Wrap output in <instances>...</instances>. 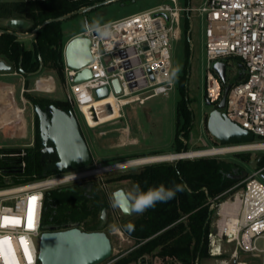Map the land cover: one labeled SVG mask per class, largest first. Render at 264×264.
<instances>
[{
    "label": "built area",
    "instance_id": "obj_1",
    "mask_svg": "<svg viewBox=\"0 0 264 264\" xmlns=\"http://www.w3.org/2000/svg\"><path fill=\"white\" fill-rule=\"evenodd\" d=\"M165 1L146 11L103 24L109 26L111 35L108 37L101 38L96 31L86 29L79 33L77 37L89 40L92 58L91 63L83 69L72 70L66 66L63 57L65 43L62 50L65 101L79 112L89 129H95L121 119L120 112L124 106L140 104L156 96H168L175 88V81L168 83L170 43L179 37L182 14L187 13L188 16L195 11L205 17V100L216 105L223 92L219 78L212 70L213 63L223 61L227 65L228 59L237 60L241 65L240 78L236 82L226 81L230 87L222 112L229 121L254 137L251 142L212 147L210 149L221 152L203 156L264 152V0H205L197 10L180 8L178 0ZM84 69L90 72V78L75 83V77ZM114 80L119 84V94L115 93L112 85ZM102 88L107 90L106 98L113 100L109 106L112 114L116 111L117 116L99 123L97 114L89 111L90 117L95 119V125L90 126L81 106L86 96L89 99L87 103L97 100L92 93ZM55 90V81L48 76L37 78L31 91L51 94ZM27 92L22 85L21 100L24 104L27 101L23 95ZM24 155L22 148L9 156L21 159ZM20 167L24 168L22 161ZM79 171L49 175L23 184L10 182L0 188V240L9 238L14 253V256L9 254L7 260L0 255V264H29L20 243L21 238L29 250L31 264H39L38 244L42 233L44 193L52 187L88 178L76 177ZM240 183L239 190L230 195L231 190H228L209 201L210 210L216 211V220L213 231L207 234L208 252L211 258L218 261L216 264H233L234 261L236 264H246L239 260L240 254L255 257L261 254L264 264V245L258 247V241L264 244V165L257 164ZM226 194L228 196L222 199ZM31 197L36 199L31 201L33 227L29 229L26 225ZM6 217L18 218L20 223L5 220ZM223 245L231 246L226 258L222 257L225 253ZM4 250L8 252L7 245Z\"/></svg>",
    "mask_w": 264,
    "mask_h": 264
},
{
    "label": "trees",
    "instance_id": "obj_2",
    "mask_svg": "<svg viewBox=\"0 0 264 264\" xmlns=\"http://www.w3.org/2000/svg\"><path fill=\"white\" fill-rule=\"evenodd\" d=\"M101 1L103 0H0V30L6 29L4 24L7 20L20 19L30 23L29 29L25 31L30 32L44 21L70 14ZM188 29L189 24L185 18L184 30ZM31 40V47L26 48L23 40L11 34L0 35V57L12 66L14 72L23 77L24 89L28 90V78L34 77L39 67H41L39 74L53 73L63 80L62 50L65 43L59 22L45 25ZM185 46L187 53V40ZM176 81L179 100L176 105L172 154L190 151L184 142H188L193 127L192 112L185 99L186 73ZM236 81L237 78L233 80ZM23 96L32 105L39 104L41 107L54 105L63 111L73 109L66 101L32 97L28 92ZM32 145L24 148L25 155L21 159L9 156L18 150L0 149V188L10 182L23 184L42 179L38 119L35 115ZM156 155L161 154L125 157L119 158L118 161ZM238 158L241 162L249 161L248 155H238ZM20 161L24 163L23 169L20 167ZM260 161L258 166L264 163ZM234 169L238 171L240 167L224 159L203 157L153 164L122 176L120 181L130 180L134 186L139 185L145 191L160 184L169 188L176 184L186 187L183 192H178L175 198L157 203L154 208H149L143 214L129 218L128 223L134 225V230L128 232L124 226L123 232L134 241V247L114 264L143 262L146 256L179 264H195L197 260L208 257L207 234L213 216V210L209 209V201L224 194L241 181L230 178L234 175ZM85 185L86 183H73L46 191L43 197L41 226L61 227L73 223L82 231H97L99 214L101 215L103 209H106V215L108 214V200L104 192L95 191V188L86 195ZM233 192L234 190H231L228 195ZM228 195L222 196V199Z\"/></svg>",
    "mask_w": 264,
    "mask_h": 264
},
{
    "label": "rangeland",
    "instance_id": "obj_3",
    "mask_svg": "<svg viewBox=\"0 0 264 264\" xmlns=\"http://www.w3.org/2000/svg\"><path fill=\"white\" fill-rule=\"evenodd\" d=\"M165 0H119L112 2L85 14L73 16L67 20L59 23V27L62 33L63 42L67 41L70 37L82 33L85 28L83 27L84 21H88L91 24L92 21H99L100 25L118 21L132 14L140 13L151 9L159 4L165 3ZM205 0H178V6L180 8H190L197 10L203 6ZM185 18L189 24V29L184 30ZM180 34L177 39L171 40L170 48V74L173 70L179 67L180 71L178 76L173 79L176 81L178 78L183 77L186 73V100L188 101V107L192 112V130L188 139V142H184L188 145L190 151L198 150H211L212 147H218L219 144L213 142L214 138L210 136L206 128V122L208 114L211 111V107H208L205 103V75H206V58H205V17L200 16L197 12L191 11L187 16V13H183L179 24ZM189 33V34H188ZM189 38V39H188ZM188 42L187 53L185 42ZM31 39L23 41L25 47L31 46ZM1 60H4L0 57ZM5 61V60H4ZM226 69V81L229 83L234 79V75L238 73L239 68L237 66V60L228 59ZM6 62V61H5ZM8 74V73H7ZM6 73H0V149H13L19 150L22 148L32 147L34 139V113L33 105L29 102L24 104L20 100L19 89L24 83V79L21 75L12 70V76H6ZM51 76L55 81L56 90L51 94L40 93L31 91L34 89V81L37 78H45ZM6 82H9L14 86L13 99L16 103V108L13 105L12 95L6 91ZM177 81L175 87L168 96H156L145 102L135 105H127L122 107V118L97 127L95 129H89L79 112L76 109H72L75 113L76 119L80 126L82 136L84 137L90 154L93 158V164L78 173L84 171L93 170L98 167L108 166L121 161L119 158L134 157L148 155L152 153L172 154V143L175 133L176 124V105L179 100V94L177 91ZM28 95L32 97H41L51 100L65 101L66 88L64 80H60L57 75L51 73H41L37 76L28 78ZM93 98L96 99L95 92L92 93ZM12 101L13 108H10L8 102ZM25 100V99H24ZM23 118L18 120L23 109ZM16 113V114H15ZM7 121V126H3V122ZM24 122V127L20 130L19 125ZM26 123V124H25ZM129 128L130 137L137 140L136 145H89V141L93 138L96 140L101 138L102 141H106L107 137L116 138L118 133H115L116 129ZM20 130V131H19ZM101 131H110L107 137H99L98 134ZM131 139V138H130ZM30 144V145H29ZM238 155H248V162H241ZM203 157H216L224 159L227 162L234 163L240 167V170L234 169L233 172H237L240 175L242 170H246L247 173H252L253 169L249 163L254 161L258 157L262 158L260 162H264V152H252V153H238L227 154L221 156H202L186 158L189 160L203 158ZM115 161V162H114ZM175 160L163 161L133 167H127L117 169L101 174H96L78 180L75 183L94 182L95 187L103 191L107 197L109 203L108 221L104 232L108 235L112 245V255L107 264H114L121 256L128 254L134 247V241L130 239L124 232V226L130 221L129 218L136 217L138 213H132L129 217H124L117 208L111 206L112 193L118 189H124L125 192L131 191L135 186L130 180H119L122 176L127 175L133 171H137L142 167L158 164V163H172ZM111 163V164H108ZM259 163V162H258ZM264 165V163H262ZM259 165V166H262ZM241 182V181H240ZM234 185L230 190L237 191L240 188V184ZM73 184V183H72ZM70 185V184H68ZM52 187L46 191H50L56 188L65 187ZM217 202V201H216ZM210 209V208H209ZM216 211L213 209V216L209 222V232L214 229V223L216 220ZM116 225L121 229L119 233L112 231V226ZM38 244V241H36ZM262 241H258V247H262ZM222 257H227L231 251V246L223 245ZM207 241V252H208ZM239 260L246 264H262L261 254H257V257L250 254H240ZM218 261L214 258L208 257L197 260L195 264H216ZM131 264H179L175 261H162L161 259L153 256L144 257L143 262H136Z\"/></svg>",
    "mask_w": 264,
    "mask_h": 264
},
{
    "label": "water",
    "instance_id": "obj_4",
    "mask_svg": "<svg viewBox=\"0 0 264 264\" xmlns=\"http://www.w3.org/2000/svg\"><path fill=\"white\" fill-rule=\"evenodd\" d=\"M119 0H103L91 6L83 7L70 14L44 21L30 32H25L30 27V23L20 19H9L5 22L6 29L0 30V35L11 34L19 40L31 39L38 30L52 22H62L73 16L85 14L112 2ZM189 34V33H188ZM96 35V32H94ZM189 39V38H188ZM90 42L84 37H74L64 46L63 57L66 66L72 70H80L88 66L91 61ZM241 67V65H239ZM227 65L223 61H216L212 65V70L219 78L223 87L220 101L213 105L205 100L211 111L208 114L206 128L208 133L220 145H230L244 142H251L253 134L240 128L229 121L222 110L225 105L226 94L230 84L226 83ZM41 67H39L38 75ZM12 66L0 59V73H11ZM19 72L22 74L21 69ZM90 78V72L84 69L74 79L75 83H81ZM115 93L119 94V84L116 80L112 82ZM186 87V83H185ZM96 99L102 100L107 97L105 88L95 92ZM185 99L186 96H185ZM92 112V110H90ZM33 113L38 119L40 160L43 166L42 178L49 175L64 174L79 170H84L93 164L87 143L82 136L80 126L73 110L63 111L54 105L42 108L39 104L33 105ZM112 110L109 105L101 107V115L110 116ZM93 120H95L93 118ZM186 153V152H185ZM184 152L178 155L185 154ZM186 159L178 157L175 161ZM260 157L249 163L255 169ZM247 171L242 170L238 176H230L235 180H242L247 176ZM125 191L124 189H118ZM117 191V190H116ZM115 191V192H116ZM114 193V192H113ZM112 193V195H113ZM124 217L131 216L132 212H125L118 208ZM106 209L100 215L98 231L85 232L77 227V224H66L59 230L55 226H43L38 244L39 264H103L111 258L112 245L108 235L102 230L106 223ZM236 264V261L233 262Z\"/></svg>",
    "mask_w": 264,
    "mask_h": 264
},
{
    "label": "clouds",
    "instance_id": "obj_5",
    "mask_svg": "<svg viewBox=\"0 0 264 264\" xmlns=\"http://www.w3.org/2000/svg\"><path fill=\"white\" fill-rule=\"evenodd\" d=\"M83 27L91 32L96 31L99 33L101 38H105L111 35L108 25L101 26L99 21H92L89 24L88 21H84ZM180 69L175 68L168 78V83H172V80L178 76ZM185 185L176 184L174 187H166L160 184L156 187H149L146 191L142 190L139 185H136L131 191L125 192L117 190L113 193L111 198V206L113 208H121L125 212H132L143 214L149 208H154L157 203L167 202L175 198L178 192H183L185 190ZM128 232L134 230V225L128 223L125 225ZM112 231L119 233L121 229L116 225L112 226Z\"/></svg>",
    "mask_w": 264,
    "mask_h": 264
},
{
    "label": "bare ground",
    "instance_id": "obj_6",
    "mask_svg": "<svg viewBox=\"0 0 264 264\" xmlns=\"http://www.w3.org/2000/svg\"><path fill=\"white\" fill-rule=\"evenodd\" d=\"M88 101L89 99L86 96L84 99V104L81 106V111L86 115V119L90 126L95 125L94 120L90 117V113H89L90 110H93L97 114L99 123L113 119L114 117L117 116L116 111L114 114H111L110 116L101 115V107H103L104 105H110V103L113 102L111 98H105L102 100H94V101L87 103ZM8 104L11 107L10 100ZM222 151L225 152V150H222ZM217 152H221V151L217 149H211V150L208 149V150L189 151L183 155H178V156H176L175 154H164V155H156V156L129 159V160H124V161L111 164L108 166L98 167L93 170L84 171L80 173L79 175H77L76 177H81V176L89 177L91 175L101 174L104 172H109V171L127 168V167H133V166H139V165H145V164H151V163H157V162H163V161H171V160L177 159L178 157L192 158V157H198V156H203V155H208V154H214Z\"/></svg>",
    "mask_w": 264,
    "mask_h": 264
},
{
    "label": "crops",
    "instance_id": "obj_7",
    "mask_svg": "<svg viewBox=\"0 0 264 264\" xmlns=\"http://www.w3.org/2000/svg\"><path fill=\"white\" fill-rule=\"evenodd\" d=\"M78 36V34L77 35H74V36H72V37H70L67 41H64V43H67L70 39H72V38H74V37H77ZM31 46H29V47H27V48H30ZM7 74V73H6ZM13 74H11V73H8L6 76H12ZM23 85V84H22ZM22 85H21V87H20V89H19V96H20V100H21V89H22ZM6 91L8 92V94H11L12 95V100H13V105L16 107V108H18L17 107V105H16V103L14 102V99H13V94H14V86L12 85V84H10L9 82H6ZM10 100V99H9ZM22 101V100H21ZM10 102H11V107L10 108H13L14 110H15V107H13V105H12V101L10 100ZM24 109V108H23ZM20 110H22V109H20ZM22 112V111H21ZM16 114V113H15ZM23 112H22V115H21V117L18 119V120H21L23 117ZM118 119H116V120H113V121H111V122H108V123H104V124H102V125H99L98 127H100V126H103V125H107V124H109V123H112V122H114V121H117ZM22 122V124H20L19 125V128H20V130L25 126L24 125V122L25 121H21ZM8 122L7 121H5V122H3V126H7V125H10V124H7ZM26 124V123H25ZM19 130V131H20ZM110 131H101V132H99V134H98V136L99 137H107L110 133H109ZM115 133H118V135L116 136V138H112V137H107V139H106V141H102V139L101 138H99V139H95V138H93V139H91L90 141H89V145H93L94 143L96 144V145H109L110 143H113L114 141V143H113V145H136L137 144V140L136 139H134V138H132V137H130V134H129V128H128V126L126 125V127H124V128H122V129H116V131H115ZM131 138V139H130ZM114 140V141H113ZM30 145V144H29Z\"/></svg>",
    "mask_w": 264,
    "mask_h": 264
},
{
    "label": "snow or ice",
    "instance_id": "obj_8",
    "mask_svg": "<svg viewBox=\"0 0 264 264\" xmlns=\"http://www.w3.org/2000/svg\"><path fill=\"white\" fill-rule=\"evenodd\" d=\"M35 199H36L35 197L30 198L29 211H28V216H27V225H26L27 228H29V229H31L33 227V213H32L31 201H34ZM5 220H11L13 223H20L18 218H7L6 217ZM20 243L24 249L25 258L29 261V264H31V256L29 254V250H28L26 243H25L23 238H21ZM5 245L8 246V252L7 253L4 250ZM9 254L14 256V253L11 250L10 239L5 238L4 240H0V255H4L5 259L7 260Z\"/></svg>",
    "mask_w": 264,
    "mask_h": 264
},
{
    "label": "flooded vegetation",
    "instance_id": "obj_9",
    "mask_svg": "<svg viewBox=\"0 0 264 264\" xmlns=\"http://www.w3.org/2000/svg\"><path fill=\"white\" fill-rule=\"evenodd\" d=\"M237 66H238V68H239V64L237 63ZM235 78H240V72L238 71V73H236L235 75H234V79ZM233 79V80H234ZM42 108H44V107H42ZM213 142H215L216 143V141L215 140H213ZM47 165V163L45 162V164L44 165H42V169H43V166H46ZM234 171V170H233ZM235 173H237L236 171L234 172V176H238V174H235ZM235 180V179H234ZM86 195H89L90 193H91V190H92V188H95V191H101L100 189H97L96 187H95V183L94 182H86ZM103 192V191H102ZM105 194V193H104ZM107 198V197H106ZM108 205H109V203H108ZM110 208V207H109ZM118 209V208H117ZM99 220H100V214H99ZM107 221H108V214H107V218H106V223H105V225H104V227L102 228V230L104 231L105 230V228H106V225H107ZM67 224H73V223H67ZM99 224H100V222L98 223V226H99ZM98 226H97V228H96V230L98 231ZM56 227V226H55ZM63 226H61V227H58V229L59 230H62L63 228H62ZM77 227L79 228V229H81L78 225H77Z\"/></svg>",
    "mask_w": 264,
    "mask_h": 264
}]
</instances>
